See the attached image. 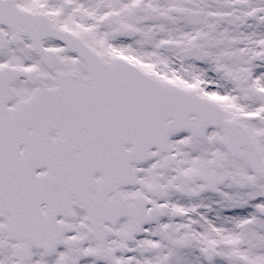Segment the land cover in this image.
<instances>
[{"label":"snow or ice","instance_id":"obj_1","mask_svg":"<svg viewBox=\"0 0 264 264\" xmlns=\"http://www.w3.org/2000/svg\"><path fill=\"white\" fill-rule=\"evenodd\" d=\"M0 264H264V0H0Z\"/></svg>","mask_w":264,"mask_h":264}]
</instances>
